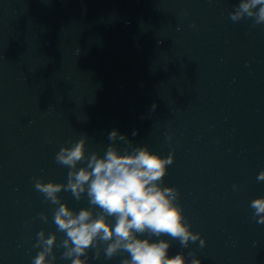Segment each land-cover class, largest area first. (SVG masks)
<instances>
[{
  "label": "clouds",
  "instance_id": "clouds-1",
  "mask_svg": "<svg viewBox=\"0 0 264 264\" xmlns=\"http://www.w3.org/2000/svg\"><path fill=\"white\" fill-rule=\"evenodd\" d=\"M249 18L253 20L252 27L264 24V0H240L230 13L233 22ZM86 139L82 137L56 153V162L69 169L67 183H45L42 178H34L35 189L45 201L57 206L54 223L57 231L64 233V239L58 244L55 232L46 235L41 230L33 245L40 251L32 264H54L57 247L64 249L61 258L71 260V264H88L89 250H95L97 259L101 251L105 259L127 253L121 264H202L194 253H189L190 262L183 252L170 255L171 240L159 238L166 235L177 239L182 248L198 240L201 248L206 243L201 233L191 230L178 202L179 190L163 186L174 153L163 157L150 151L147 145L121 151L111 143L104 155L86 154ZM108 139L131 145L116 129L109 133ZM82 162L86 165L78 168ZM257 180L264 181V170ZM62 190L70 191L77 201L86 193L90 207L78 212L70 208L58 195ZM250 207L254 210L253 217L264 223V197L253 199ZM109 217L115 222H110ZM40 219L47 222L48 218L41 213Z\"/></svg>",
  "mask_w": 264,
  "mask_h": 264
}]
</instances>
